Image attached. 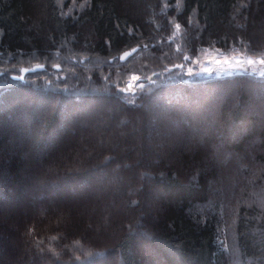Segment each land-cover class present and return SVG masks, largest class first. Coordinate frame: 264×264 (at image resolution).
Returning <instances> with one entry per match:
<instances>
[{"label": "trees", "instance_id": "16d2710c", "mask_svg": "<svg viewBox=\"0 0 264 264\" xmlns=\"http://www.w3.org/2000/svg\"><path fill=\"white\" fill-rule=\"evenodd\" d=\"M60 1L0 0V104L24 91L51 97L54 108L42 113L37 124L40 131L50 132L58 126L57 107L65 100L76 104L105 97L123 111L144 118L142 109L156 96L172 95L176 98L172 105H179L217 87L248 83L264 88V77L248 72L216 77L198 66L206 50L264 55V37L254 29L264 22V0H78L76 11L72 5L64 8L71 14L60 8ZM249 22V28L240 30L239 24ZM176 24L181 26L179 37L171 38ZM136 46L140 50L128 60L119 58L122 51ZM31 62L44 64L46 70L28 73L23 81L11 77ZM54 63L61 64V71L52 69ZM110 65L114 68L107 71ZM131 74L138 81L126 92ZM239 97V102L220 104L219 118L211 121L216 120L221 128L204 147L193 140L191 154L172 147L163 156L152 153V162L140 173L137 168L144 162L136 158L131 162L133 153L122 149L118 139L100 137L96 146L87 145L79 160L82 169L64 175L81 177L111 168L141 179L125 183L119 209L112 217L104 214L112 231L107 245L92 230L80 232L61 211L50 210L33 219L20 237V244L33 253V264H99L106 257L111 259L109 264H264V124L259 128L260 119H247L243 111L247 96L240 93ZM195 108L190 103L187 111ZM168 112L173 110L168 108ZM129 118L135 120L134 115L121 114L118 125L127 127ZM246 121L253 123L249 137L240 143L227 140L224 147L244 155L246 140L259 138L261 144L251 153L260 168L247 165L242 171L252 181V190L247 189L243 199L223 202L214 147L230 128ZM63 139L66 147L78 145L75 137ZM121 139L135 146L129 132ZM19 156L13 158L10 168L13 184L19 183L23 189L31 180L19 174L24 165ZM145 157L148 159L147 154ZM27 170L29 174L34 169ZM46 178L49 183L64 184L58 173L50 172ZM153 190H158L156 200L149 199ZM7 191L0 190L3 195ZM108 206L106 203L104 208ZM11 233L4 225L0 260L10 250L7 237ZM6 264H12L11 260Z\"/></svg>", "mask_w": 264, "mask_h": 264}, {"label": "rangeland", "instance_id": "374dc122", "mask_svg": "<svg viewBox=\"0 0 264 264\" xmlns=\"http://www.w3.org/2000/svg\"><path fill=\"white\" fill-rule=\"evenodd\" d=\"M76 3H78V0H62L59 6L64 10L67 6L72 5L73 11H76ZM64 11L66 14H71L69 9ZM176 25L171 38L179 37L181 26L177 28ZM249 25L250 22L238 26L244 32V29L250 27ZM254 29H256L259 37H264V22L257 24ZM136 47L138 49L135 53L140 50L139 46ZM131 49L122 51L119 58L121 59V55ZM233 52L238 53L240 51ZM201 58H203L202 61L211 58L212 62L205 64L203 69H213L217 65L216 60H224L227 57L220 54L218 50H206L201 54ZM235 58L242 63V72L260 76L258 69H255L257 64L247 63L249 58L246 55L237 54ZM202 61L198 65L200 69H202ZM36 64L42 63L31 62L23 67H32ZM55 65H59L62 69L59 63H54L51 66L52 69ZM111 68H114V66H106L107 71ZM14 75H20V73ZM134 77L138 78L136 75L131 74L127 87L138 81ZM240 93L247 96L243 108L247 119L252 116L260 119L263 122L262 125H259V128H261L264 124V88L248 83H237L223 88L217 87L216 91L201 94L193 101L184 100L179 105H172L174 104L172 102L176 99L172 95H166L164 98L156 96L151 99L150 103H146L142 109L141 112L144 113V118L141 115L138 116L136 112L123 111L116 106L114 101L105 97L76 104L65 100L57 107L60 113L58 126L50 132L40 131L37 124L41 121V115L44 111L54 108L51 97L24 91L13 94L9 99L1 102L0 187L9 191L5 195L0 192V235L3 232L4 225L11 228L12 233L7 237L10 250L5 256H2L0 261L4 262L6 260L7 262L10 259L12 264H33L34 261L31 257L33 253L20 244L21 232L33 219L44 217L50 210H54V212L56 210L61 211L62 215H69L74 226L79 227L80 232H84L86 229L92 230L99 235L101 240H107V242H103V245H107L112 237V231L104 214L112 217L121 206L120 195L123 185L125 183L132 184L135 181L139 183L141 178L135 177L131 173L122 174L117 172V169L112 170L111 168L98 169L94 173L84 174L81 177H67L64 175L65 172L68 173L72 169H82L84 164L79 160L83 158V154H86L83 153L86 151V146H96V141L100 137L104 141L108 138L118 139L122 149L133 153L134 157L131 162L135 158L144 162L137 168L140 173L147 170L152 153L163 156L168 148L172 147L177 148L176 151L180 153L191 154L193 140L201 141L204 147L206 142L212 139L211 134L218 135V130L221 128L216 120L211 121L212 118H219L220 104L226 100L239 102ZM190 103L194 104L196 108L194 111L188 112ZM168 108L173 112H168ZM124 113H127L129 117L134 115L135 120L132 122V119H127L125 122L127 127L122 128L118 125V119ZM250 125H253V123L246 121L239 126L230 128L229 133L222 138L223 141L214 147L213 162L217 168V185H223V189L220 188L223 202H237L243 199L246 190H252L249 187L252 181L251 179L248 180L242 171L247 168V165H250V168H260V164L253 161L251 153L257 145L261 144L259 138L253 136L252 140H246L244 155L233 153L224 147L227 140L240 143L248 138ZM19 127H24L27 130H19ZM128 132L132 135L135 146L131 144L132 141H130V144L124 143V141L122 143V136ZM74 137L78 141V145L66 147L63 138L71 140ZM140 141H143V143H140ZM79 147L82 148V151L77 150ZM146 154L148 159L145 157ZM16 155H20L19 157L24 163L19 169V174L27 176L31 180V184L23 187V189L19 187V183L14 185L12 182L14 175L10 168V162ZM68 158L70 159L69 164L66 162ZM153 162L158 164L160 161L155 160ZM28 168L34 170L27 174ZM50 172L58 173L64 180V184H57L55 181L49 183L46 177ZM68 182L70 184H67ZM253 187L258 190L261 189L257 186ZM157 191L153 190L149 199L156 200ZM106 203L110 206L104 208ZM68 222L70 223L69 220ZM93 239H96L95 236H93ZM108 246L110 247V245ZM229 247L231 250L232 245H229ZM9 253H13V255ZM110 262V257H106L99 264H109ZM146 263L150 264V261H146ZM238 264L243 263L239 262Z\"/></svg>", "mask_w": 264, "mask_h": 264}, {"label": "snow or ice", "instance_id": "6c2138e0", "mask_svg": "<svg viewBox=\"0 0 264 264\" xmlns=\"http://www.w3.org/2000/svg\"><path fill=\"white\" fill-rule=\"evenodd\" d=\"M176 27L179 28L180 25L177 24ZM215 63H216L217 65L228 64L230 67H239V66H242L240 61H237V63H236L235 65H233V64H232L227 58H226L225 60H216ZM247 63H249V64H256V63H259L260 65H264V56H261V58H260L258 61L255 60V59H248V60H247ZM56 66L59 67V65H56ZM37 67H43V65H37ZM181 67H182V66H181ZM24 71L27 72L28 69H24ZM203 71L206 72V73H211V72L213 71V69H212V68H204ZM188 73H189V75H191V74H192V69H189V70H188ZM260 75H261L262 77H264V72H261ZM19 78H20V79H23L22 76L19 77ZM134 79H138V78H135V77H134ZM109 159H110V158H109Z\"/></svg>", "mask_w": 264, "mask_h": 264}, {"label": "bare ground", "instance_id": "6f19581e", "mask_svg": "<svg viewBox=\"0 0 264 264\" xmlns=\"http://www.w3.org/2000/svg\"><path fill=\"white\" fill-rule=\"evenodd\" d=\"M137 49H138V47H135V48H133V49H131V50H127L125 53H123L122 55H121V60L122 61H126V59L127 58H129V56L131 55V54H133V53H135L136 51H137ZM133 50H135L134 52H133ZM127 53H129V54H127ZM127 54V57L125 56ZM235 61H240V60H235ZM242 64V63H241ZM36 65H43L45 68L44 69H42V70H39V71H44V70H46V66L44 65V64H36ZM36 65H33L32 67H23L22 69H21V71H20V75L22 74V71L24 70V69H31V68H33V67H35ZM229 65H227V67H228ZM55 67H57L56 65L53 67V69L55 70L56 68ZM60 67V66H59ZM61 69V68H60ZM60 69H56V70H60ZM240 69V70H239ZM239 69H236V70H238V71H240V73H236V74H241V73H244V72H242V70H241V66H239ZM39 71H36V72H39ZM36 72H28V73H36ZM28 73H26V75L28 74ZM249 73V72H248ZM229 74V73H228ZM14 75V74H13ZM12 75V76H13ZM26 75H25V77H26ZM231 75H234V74H230V76ZM260 75V74H259ZM11 76V77H12ZM25 77H24V79H25ZM15 81H23V80H17V79H14ZM38 83V82H37ZM101 96V95H100Z\"/></svg>", "mask_w": 264, "mask_h": 264}, {"label": "water", "instance_id": "95a60500", "mask_svg": "<svg viewBox=\"0 0 264 264\" xmlns=\"http://www.w3.org/2000/svg\"><path fill=\"white\" fill-rule=\"evenodd\" d=\"M135 50H133V52H134ZM127 54H129V53H127ZM127 54L125 55L126 57H127ZM45 67L43 66V67H37V65L35 66V67H33V68H31V69H28V71L27 72H25L24 70L22 71V74L21 75H13L12 76V78L13 79H17V80H24V77H25V75H26V73H28V72H36V71H39V70H42V69H44ZM56 69H60V67H55ZM23 77V79H20L19 77ZM135 92V91H134Z\"/></svg>", "mask_w": 264, "mask_h": 264}]
</instances>
